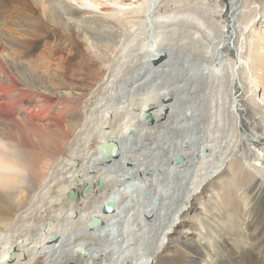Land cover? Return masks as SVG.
Segmentation results:
<instances>
[{"label":"bare ground","instance_id":"6f19581e","mask_svg":"<svg viewBox=\"0 0 264 264\" xmlns=\"http://www.w3.org/2000/svg\"><path fill=\"white\" fill-rule=\"evenodd\" d=\"M5 16L0 264H264V0H0ZM211 196L232 244L201 219Z\"/></svg>","mask_w":264,"mask_h":264},{"label":"rangeland","instance_id":"374dc122","mask_svg":"<svg viewBox=\"0 0 264 264\" xmlns=\"http://www.w3.org/2000/svg\"><path fill=\"white\" fill-rule=\"evenodd\" d=\"M222 1V0H221ZM224 1H227V0H224ZM30 6H32L31 8L34 10V14L35 15H37L38 17L40 16L41 18H40V30H41V32H45L46 30L48 31V32H54V31H56V34H57V32H60L59 31V29H58V27L55 25V24H53L52 22H51V20H49L48 18H46V17H44L43 15H41V11L39 10V7H37V5H35V4H30ZM40 11V12H39ZM16 12H17V10H13V13H12V15H13V17L15 16V14H16ZM225 13V12H224ZM226 15V13L224 14V18L227 20L228 18L225 16ZM11 17H3V19H1L2 21L0 22V28H2V29H4V30H10L12 27H10V29L8 28L9 26H8V24L7 23H9L8 22V20L10 19ZM5 19V20H4ZM46 20H48V21H46ZM5 21V23L3 24V22ZM7 22V23H6ZM44 22V23H43ZM49 23V24H48ZM4 25V26H3ZM52 25V26H51ZM256 28H259V27H264V17H262L260 20H258L257 22H256V24L254 25ZM49 27H50V29H49ZM49 29V30H48ZM47 31L45 32V34L47 33ZM44 34V33H43ZM55 34V33H54ZM43 47H46L45 49H47V51L45 52V55H46V57L48 56V58H53V56L55 57L56 55H57V53L55 54L54 53V50L51 48L50 49V47L49 46H43ZM37 51H39V50H37ZM36 51V52H37ZM249 92H253V90H252V88H250L249 89ZM241 96H242V94H240ZM26 102V101H25ZM28 102H26V104H27ZM47 121V120H46ZM228 174L230 175H228L227 177H229V178H224L223 180H222V183L225 181V183L226 182H228V181H230V182H232V183H235V182H237V174H235V171L234 170H230V172H228ZM234 177L233 179H232V177ZM236 176V177H235ZM227 179V180H226ZM227 184V183H226ZM225 187V186H224ZM215 188H216V186H214L213 184H212V186H211V188H209L208 187V194H210V195H212L213 193H214V191H215ZM236 189H238V187H236L235 188V190ZM238 191H240V188L237 190V192ZM242 191V190H241ZM214 196V195H213ZM213 196H211V198H209V200L208 199H206V197H205V200H206V202L208 201V202H210V203H204V205L206 204H208V207L206 208L207 210H208V212L210 213H208V217H206V215H200L201 216V219H202V221H205V220H208V224L209 223H212V221H213V223L214 224H216V226H214V225H212V224H209L208 226H211V228L214 226L215 227V229H217V230H219V231H217V233H218V239L219 240H225V242L227 243V244H232V241H233V239H232V236L229 234V229H232V231L234 232V235H233V238L235 237V235H236V232H235V230H234V224H232V225H229V223L230 222H226L225 220H224V217H226L227 216V214H224V212H226V209L228 208V206H227V203H226V201H225V199L224 198H222L221 199V201L220 202H222L223 204H219L218 203V199H219V197H218V199L216 198H213ZM215 199V200H214ZM261 200H264V197H263V199L261 198ZM239 203H241V204H239ZM253 203V202H252ZM251 203V204H252ZM196 205H199V204H196ZM231 206H232V208H231V211H232V213H233V215H235V216H238L239 218H242V217H244L243 218V220H242V222H241V219H240V224H242V226L243 225H247V223H245V217L246 216H244L242 213H243V208H242V202H238V201H234L233 202V204H231ZM221 207H223V208H225V210L223 209H221L220 210V212H219V208H221ZM255 207H257V205H255ZM238 214V215H237ZM242 216H241V215ZM245 214V213H244ZM222 215H224V216H222ZM247 215V214H246ZM256 215V214H255ZM261 218V217H260ZM264 222V218L263 219H260V223L259 224H262ZM219 224H220V226H222V227H219ZM246 228V227H245ZM211 233H208L207 235H206V237L208 236V237H210V239H211V236H213L214 237V235H210ZM239 236H241V238L243 239V241H245L246 242V245H244L245 246V248H242L241 250H242V258H245V257H247L248 256V254H250L249 252V248H250V244L252 243L251 241H252V239L248 236V235H246V234H244V235H237L236 237H238L239 238ZM241 240V239H240ZM239 240V241H240ZM249 241H250V244H248L249 243ZM236 245V244H235ZM245 251H247V252H245ZM246 253V254H245ZM237 255V254H236ZM169 256V255H168ZM168 256H164V258L163 257H161L159 260H161L160 262H159V260L157 261V263L156 264H173L172 263V261H170V260H168V259H170ZM245 256V257H244ZM166 257V258H165ZM221 261H218L217 260V262H216V264H221L220 263ZM227 263H229V262H227Z\"/></svg>","mask_w":264,"mask_h":264},{"label":"water","instance_id":"95a60500","mask_svg":"<svg viewBox=\"0 0 264 264\" xmlns=\"http://www.w3.org/2000/svg\"><path fill=\"white\" fill-rule=\"evenodd\" d=\"M117 148V145L116 143L114 142H104L102 144V149H103V152L104 154H106V157H105V160L108 159L107 155H113L115 150ZM182 156H176L174 158V161L177 162V163H181L182 165L184 164V162L182 161ZM98 186L99 187H102L103 186V180L102 179H99L98 180ZM90 188H92V185H86L84 186V188L82 189V193L85 194L88 190H90ZM114 207V201L113 200H108L104 206H103V210L105 212H110ZM97 223V220L96 219H93L91 224H96ZM51 237L53 239H56L57 238V235L56 234H52Z\"/></svg>","mask_w":264,"mask_h":264}]
</instances>
